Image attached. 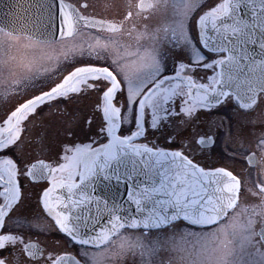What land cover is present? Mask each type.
<instances>
[{"label": "snow or ice", "instance_id": "snow-or-ice-1", "mask_svg": "<svg viewBox=\"0 0 264 264\" xmlns=\"http://www.w3.org/2000/svg\"><path fill=\"white\" fill-rule=\"evenodd\" d=\"M0 264H264V0H0Z\"/></svg>", "mask_w": 264, "mask_h": 264}, {"label": "water", "instance_id": "water-1", "mask_svg": "<svg viewBox=\"0 0 264 264\" xmlns=\"http://www.w3.org/2000/svg\"><path fill=\"white\" fill-rule=\"evenodd\" d=\"M10 2L13 5H15L16 3H19L20 10L22 13L31 14L33 17H35L38 12V5L42 3L43 0H10Z\"/></svg>", "mask_w": 264, "mask_h": 264}, {"label": "flooded vegetation", "instance_id": "flooded-vegetation-1", "mask_svg": "<svg viewBox=\"0 0 264 264\" xmlns=\"http://www.w3.org/2000/svg\"><path fill=\"white\" fill-rule=\"evenodd\" d=\"M210 74V73H209Z\"/></svg>", "mask_w": 264, "mask_h": 264}]
</instances>
